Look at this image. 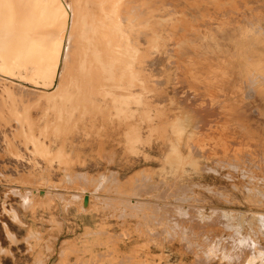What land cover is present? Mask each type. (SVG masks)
Segmentation results:
<instances>
[{
    "label": "rangeland",
    "instance_id": "obj_1",
    "mask_svg": "<svg viewBox=\"0 0 264 264\" xmlns=\"http://www.w3.org/2000/svg\"><path fill=\"white\" fill-rule=\"evenodd\" d=\"M93 1L60 0L69 30L77 9L93 19ZM121 1L140 26L145 108L108 122L114 74L59 119L47 96L85 55L70 41L55 68L21 65L24 35L53 45L61 32L22 26L32 0H0V69L12 61L16 76L0 70V264H262L264 0Z\"/></svg>",
    "mask_w": 264,
    "mask_h": 264
},
{
    "label": "bare ground",
    "instance_id": "obj_2",
    "mask_svg": "<svg viewBox=\"0 0 264 264\" xmlns=\"http://www.w3.org/2000/svg\"><path fill=\"white\" fill-rule=\"evenodd\" d=\"M22 1H28V0H22ZM73 1L79 2V0H73ZM94 1L92 3L94 4L93 19L87 18L86 14H85L86 17L83 16V13H82L83 9L81 11L80 10L78 11L77 9L75 21L72 23L71 30H69L71 26L70 25L71 22L68 19L67 13L65 9L63 8V6L61 5L60 0H50V1L49 0H32V2L29 3V5L32 7L34 6L33 5L34 3L38 2L37 4L40 5V7L38 8V11L41 9L40 11L42 12V9H43V12H44L43 16L41 17L40 22H39L38 18H36L35 16L34 10H32V8L30 7L29 12L32 15L28 17L25 16V18L23 19L24 25L22 26H25L26 30L29 29V31L31 30L37 31V30L43 29L44 26L58 23V28H59V31L61 32V35L60 33L59 35L58 33H56V36L58 35L59 39H55V42L52 39L54 44L57 46H55L54 44L52 45V43L48 41H44L43 37L38 36L40 35L39 32L36 37L33 36L34 38H30V39L26 38L29 34L27 36L24 35L23 36L24 38L18 43H15L16 40L12 38L13 41L12 42L10 41V43H13L15 41L14 43L16 44L15 45L13 43V45H15L14 48L11 46L13 48L12 49L13 59L17 61L18 63H20L21 65H25L26 63H28V61H34V62L40 63L41 67L44 66L50 69L55 68V66L59 63L60 58L62 57V54L64 51L62 50V47H64L65 43L68 46L70 44V41H72L73 47L75 48L76 46V49L80 50V52H82V54H84L85 57H84V62H82V59H80V56H81L80 55L76 57V59L74 60V64L71 62L70 64L66 65V67L64 66L67 76H63V78H65V85L67 87L59 88L57 89L58 90L57 94L54 93L53 95H50L52 94L50 93L49 96H47L48 101L51 103L53 102L54 105H52V109L56 111L58 117L62 116L64 118L65 113L70 114V117H71L72 109H75L77 107L80 108V106L83 107L87 103L88 98H90L88 97L89 95L88 93L100 94L102 90L106 89L103 86L105 77H110L114 74L115 81L117 82V84L114 86V88H112L111 86V88L108 90V92H110L113 95V98H112L113 105H112V108L109 109L108 112H106V114L109 117L107 118V120L108 122H112L113 117L119 118L121 116L133 118L134 114L139 109H134L132 105L137 106V107L141 106L143 107V109L145 108L144 107L145 102L142 99V94L145 88H144L143 78L141 77L142 72L140 70L141 66H140V49H139V33H138L140 30V26L137 25V23H135L136 21H132L129 23L126 22V18L124 15V9L122 7L121 0H107V1H103V4L97 3L96 1L95 2ZM50 2H52V4ZM10 4L12 5L13 3H10ZM86 6L87 5H84L83 7H86ZM87 8L89 7L87 6ZM102 8H105L109 11V16L101 20H96L95 14L101 15ZM34 9H35V6H34ZM13 10H14V7H13ZM38 11H36V14L41 13V12L37 13ZM86 13L89 14L88 12ZM90 15L92 14L90 13ZM145 27H147V25ZM73 29H78V36H77V39H75V41L73 39L74 38V35L72 33ZM14 31L16 30L14 29ZM18 31L20 32V30ZM52 32H53V29H52ZM212 34H213L212 42H214L215 45L219 46L221 44V41L218 40L219 35H216V33H212ZM11 35H14V34H11ZM22 35L23 34H21V36ZM223 35H224V31L221 34V36ZM3 37L4 36H2V38ZM9 37H13V36H9ZM64 37H67L68 41L66 39L64 41ZM62 41H64V43ZM49 43L51 45H49ZM44 46L48 47L49 50H45V49L42 50ZM53 46H55L54 49H53ZM9 52H10V48H9ZM2 59L8 60V58L6 59L2 58ZM0 70H5V72L6 71L9 72L10 77L11 76L16 77L14 75L15 73L13 72L12 61H10L9 64L7 65H3ZM48 71L49 70H47V72ZM47 72L45 73V71H43L42 76L43 77L46 76L48 74ZM70 72H73L71 76H70ZM60 73H58L57 75H59ZM29 80L31 82V79ZM108 80L109 78L107 79V81ZM32 82H35V80ZM126 86H128L129 88ZM49 92H52V91H49ZM43 94L47 95L46 92H43ZM58 96L61 99H63L65 102H67L68 105L71 106V110L67 106L57 105L58 103L56 99ZM86 109H88V107ZM92 109L101 110V107L98 105H93ZM172 149H173L172 153L173 155H175L176 158L178 159L182 158V156L176 151L175 145H172ZM175 206L177 207V205ZM213 210H214L213 212L214 214L220 213V215H222L223 218H226V219L234 218V211L232 210H230V212L223 210V209L221 210L219 208H214ZM252 213L254 212L252 211ZM255 215L260 221V223L264 224V213H255ZM246 241L247 240L245 239V242ZM260 255L263 257L262 264H264V250L260 251ZM249 262L251 263V261Z\"/></svg>",
    "mask_w": 264,
    "mask_h": 264
},
{
    "label": "crops",
    "instance_id": "obj_3",
    "mask_svg": "<svg viewBox=\"0 0 264 264\" xmlns=\"http://www.w3.org/2000/svg\"><path fill=\"white\" fill-rule=\"evenodd\" d=\"M71 116H72V113H71ZM59 119H62L63 117L62 116H60V117H58ZM68 118H71V117H68ZM89 202H90V200H89V196L88 195H85L84 196V205L87 207L88 205H89Z\"/></svg>",
    "mask_w": 264,
    "mask_h": 264
}]
</instances>
